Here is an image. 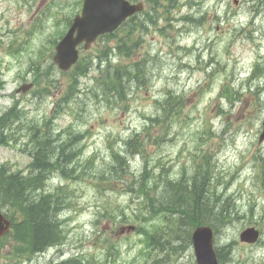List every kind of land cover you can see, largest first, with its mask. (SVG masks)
<instances>
[{
	"label": "rangeland",
	"instance_id": "1",
	"mask_svg": "<svg viewBox=\"0 0 264 264\" xmlns=\"http://www.w3.org/2000/svg\"><path fill=\"white\" fill-rule=\"evenodd\" d=\"M149 1L161 22L134 32L133 53L115 49L123 32L103 37L83 51L89 71L78 76L54 52L83 0H0V118L15 104L18 113L0 135V167L29 175L47 141L49 160L74 155L33 194L57 198L62 243L25 253L12 230L0 264H196L184 207L210 220L222 264H264V0ZM103 52L102 67L118 70L99 74ZM195 178L206 193L177 186L191 191ZM156 197L188 207L161 212ZM250 227L256 245L239 241Z\"/></svg>",
	"mask_w": 264,
	"mask_h": 264
},
{
	"label": "trees",
	"instance_id": "2",
	"mask_svg": "<svg viewBox=\"0 0 264 264\" xmlns=\"http://www.w3.org/2000/svg\"><path fill=\"white\" fill-rule=\"evenodd\" d=\"M147 2L149 3L150 7L154 9L153 3L149 0H147ZM167 12L168 9H166V13ZM169 19L170 18L168 17L165 18V22L169 21ZM137 20V24L129 25L126 28V30L130 32L126 33L123 40H121L120 46L118 48L119 52L125 54L126 56H130L133 53V50L135 49V44L130 48H127L126 45H128L130 40H133L131 38V35H133L137 29H141L142 31L150 25L157 26L158 23L161 22L157 21L156 18H154V16L150 12H146L145 19H136V22ZM130 22L131 20L128 23L130 24ZM133 22H135V20L131 23ZM82 66L83 63L81 66L78 67L82 68ZM116 70L118 69H113L109 66L105 68L99 67V74L105 73L106 71L110 72ZM76 71L78 73V76H84L89 71V67L85 66L82 69L77 68ZM42 77L48 78V74L46 73ZM143 78H145V75L143 76ZM134 79L135 82H138L139 80V78L137 77H134ZM49 87L57 88V86H53V82L49 83ZM167 106L168 103L163 106L164 112H167ZM13 109H17V104L11 107L9 111ZM9 111L6 114H3L0 118V135L2 136V140L4 130L7 128L8 124L10 122L17 121L18 119V113L13 114L14 110L11 112ZM48 142L49 141H47V145L45 147L38 148L33 152V160L30 164L32 170L30 171L29 175L24 176L21 174L12 173L4 166L0 167V205L1 207H10L17 216H20V222L18 224H14V232L15 234H19V240L17 241V243L22 247V250L25 253L43 252L49 247L58 245L62 238V230L56 218V213L58 209L57 198L54 195H43L38 197L36 195L33 196V194L39 191L40 188L44 185V174L47 171H51L52 168H64V162L66 160L72 161L74 155H65L64 157H66V159L60 158V156L63 155H57L56 160L52 161V158L49 160V152L51 151L53 154H55V152L52 150V147L49 145ZM63 173H65V168L63 170ZM194 181L195 183H192L191 191H189L188 187L185 186L186 184L184 183H178L177 186H183L182 189L185 191L186 194L191 193L193 195H199L206 193V191L198 192V188H196L198 185L196 183L197 178H195ZM203 184L204 182L200 184V187L203 186ZM175 185L176 184H173L171 189H173ZM166 188L168 189L167 186ZM143 193L147 195L146 191H143ZM168 197L172 200L175 199L177 196L172 191L171 193H169ZM180 198L185 199V196H181ZM179 199L177 200L179 201L178 203L171 204L163 201L161 197L150 198L149 205L156 204L159 208H161V212L177 211L181 207H184V205L188 207L187 204L183 201L181 204H179ZM200 210L201 209L196 211L195 209L192 211L184 207V209H182L181 217L178 216V222L180 226L181 223H188L187 221L189 220L190 231H192L198 226L210 224V220H207V218L201 214ZM192 213L195 214L191 215ZM214 219L215 221L220 223V220L217 217H215ZM190 239L191 235L189 238V242ZM217 255L220 260V263L222 264L223 258L221 253L217 251ZM68 263L83 264V262L79 261L76 257L74 259L68 260Z\"/></svg>",
	"mask_w": 264,
	"mask_h": 264
},
{
	"label": "water",
	"instance_id": "3",
	"mask_svg": "<svg viewBox=\"0 0 264 264\" xmlns=\"http://www.w3.org/2000/svg\"><path fill=\"white\" fill-rule=\"evenodd\" d=\"M142 10V4L131 5L126 0H85L82 13L75 18L72 27L57 46L55 63L62 71L69 70L78 59L77 47L85 43L87 49L99 36L115 31L127 17ZM32 86H23L18 92L26 93ZM264 130V122H263ZM264 141V131L260 143ZM12 223L0 210V239L11 229ZM258 233L249 229L242 233V242L255 243ZM197 264H218L213 250V232L202 227L193 233Z\"/></svg>",
	"mask_w": 264,
	"mask_h": 264
},
{
	"label": "bare ground",
	"instance_id": "4",
	"mask_svg": "<svg viewBox=\"0 0 264 264\" xmlns=\"http://www.w3.org/2000/svg\"><path fill=\"white\" fill-rule=\"evenodd\" d=\"M241 57V56H240ZM241 59V58H240ZM5 130H4V135H3V140H5ZM1 140H2V137H1ZM62 243V238H61V241H60V243L58 244V245H60ZM58 245H56V246H58ZM53 247H55V246H53ZM49 248H52V247H49ZM48 248V249H49ZM35 253H40V252H35ZM41 257V256H40ZM64 264V263H63ZM65 264H68V263H65Z\"/></svg>",
	"mask_w": 264,
	"mask_h": 264
}]
</instances>
